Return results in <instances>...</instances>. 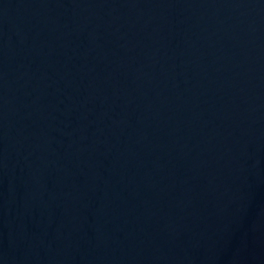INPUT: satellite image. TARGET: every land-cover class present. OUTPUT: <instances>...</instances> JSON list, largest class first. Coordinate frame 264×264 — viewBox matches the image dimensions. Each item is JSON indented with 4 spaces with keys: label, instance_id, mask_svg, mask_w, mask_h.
<instances>
[{
    "label": "water",
    "instance_id": "1",
    "mask_svg": "<svg viewBox=\"0 0 264 264\" xmlns=\"http://www.w3.org/2000/svg\"><path fill=\"white\" fill-rule=\"evenodd\" d=\"M0 264H264V0H0Z\"/></svg>",
    "mask_w": 264,
    "mask_h": 264
}]
</instances>
